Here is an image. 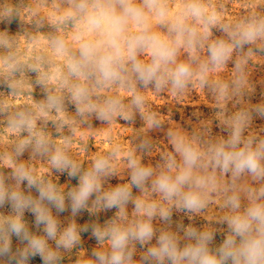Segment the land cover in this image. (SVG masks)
I'll return each instance as SVG.
<instances>
[{
  "label": "rangeland",
  "instance_id": "obj_1",
  "mask_svg": "<svg viewBox=\"0 0 264 264\" xmlns=\"http://www.w3.org/2000/svg\"><path fill=\"white\" fill-rule=\"evenodd\" d=\"M81 2L90 8L112 6L121 11L120 0H0V182L6 190L38 200L35 187L29 188L27 181L17 183L14 178L15 169L23 166L39 183L53 184L64 198L63 211L46 200L41 204L58 223L57 238L65 228L77 226L79 242L70 249H56L55 240L47 239L45 226L36 223L33 212L26 209L22 216L29 233L45 238L48 246L58 252L56 264H98L94 253H109L111 241L106 236L97 238L93 230L128 228L147 220L136 211L138 201L154 203L158 209L168 210L170 217L165 220L157 214L152 218L154 236L147 244L129 243L133 264H144L142 258L147 249L157 244L162 232L176 234L180 248L195 243L185 237L188 228L212 233L208 247L216 254L231 235L225 218L233 213L226 206L227 198L238 195L239 211L243 212L250 203L249 193L264 186V181L253 180L246 173L234 180L231 172L223 173L209 162L210 149L229 139L237 113L248 112L252 117L243 138L264 140V117L255 111L264 106V38L234 48L231 58L221 66L210 63L209 45L221 39L231 43L229 33L239 24L264 21V0H157L165 9L164 19L145 8L149 32L170 42L177 35L172 25L189 4L196 3L204 10L201 21L195 17L185 19L187 27L195 30L196 39L191 47L187 42L181 43L175 63L159 71L164 81L159 89L155 83L145 86L131 70V61H125L119 80L108 83L98 80L91 66L80 75L71 72L69 65L80 59L81 44L91 42L104 47L99 31L90 30L86 13L78 11ZM131 2L142 6L144 0ZM210 16L215 17L216 23L208 26L205 39L203 20ZM139 27L129 20L125 37L137 35ZM136 59L145 65L153 62L147 48L138 51ZM181 63L189 65L193 75L183 89H177L171 83V70ZM76 85L87 89V102L97 109L108 101H117L118 110L106 119L98 118L96 111H79L85 106L73 99ZM136 96L142 98L139 107L133 103ZM50 97L58 101L55 107H49ZM20 114L33 121L31 129L19 125ZM40 137L47 141L48 153L36 150ZM174 139L200 154L202 166L193 169L194 176L215 178V187L208 192L205 207L199 212L178 208L175 200L166 201L153 191L152 182L160 175L175 177L183 168ZM25 141L30 143L18 153ZM57 149L76 166L75 177L53 167L51 155ZM101 158L108 160L109 174L100 180V194L126 187L130 199L124 205L107 208L103 201L95 203L94 193L87 205L73 214L69 194L78 189L80 177ZM130 159L152 170L143 189L132 184ZM171 162L175 166L170 169ZM15 214L9 202L0 205V219ZM25 247L26 242L13 235L11 251L0 255V264H19V253ZM25 264L44 261L36 254L29 256Z\"/></svg>",
  "mask_w": 264,
  "mask_h": 264
},
{
  "label": "clouds",
  "instance_id": "obj_2",
  "mask_svg": "<svg viewBox=\"0 0 264 264\" xmlns=\"http://www.w3.org/2000/svg\"><path fill=\"white\" fill-rule=\"evenodd\" d=\"M121 11L117 12L115 7H101L92 5L91 8L86 2H81L78 11L86 13V21L91 29L99 31L104 45L85 42L81 44L80 59L70 63L69 67L73 74L80 75L82 70L91 66L97 74L98 80L105 83L119 80L124 70L125 61H131V70L137 74L138 79L147 86L155 83L159 89L164 83L158 75L162 68L169 63H175L177 47L184 42L191 47L196 39L194 29L188 28L185 24L187 17H195L201 21L204 10L196 3L187 6L184 15L177 17L172 25V30L177 33L174 42H170L158 34L149 32L147 23L148 17L145 8L155 11L158 19H164L166 12L157 0H144L142 6H137L131 0H120ZM129 20L136 22L140 27L138 34L125 37V26ZM204 37L207 38L209 25H214V16L203 20ZM264 38V21H250L237 25L236 30L229 33L231 43L225 40H217L209 45L210 63L213 66L224 65L230 58L234 48L243 47L245 44L255 42ZM62 47V45H61ZM149 49L153 56V62L145 65L137 61V52ZM206 66H202V69ZM166 70V69H165ZM193 75V70L187 64L181 63L171 70V83L174 88L183 89ZM73 99L83 112L96 111L98 118L106 119L118 110L117 101H108L104 107L97 109V106L87 102L88 91L85 87L76 85L73 88ZM133 103L138 107L142 98L136 96ZM58 101L50 97L49 107H55ZM256 114L264 117V106L256 108ZM248 112L237 113L232 120L229 139L218 146L210 149L209 162L212 167L219 168L223 173L231 172L233 179L242 174L250 175L253 180L264 181V140L253 141L243 138L244 129L251 120ZM19 125L31 129L33 121L20 114ZM177 151L183 159V168L172 177L160 175L152 182L153 191L161 194L166 201L175 200L178 208L188 212H199L205 207L208 192L215 187L214 177H197L193 174L195 167H200V154L191 146L178 143L173 140ZM30 141H25L18 148L22 153ZM35 148L42 153H48L47 141L40 137L36 140ZM51 163L57 171H67L68 175L75 177L77 168L72 161L59 149L51 155ZM174 162L168 164L173 168ZM129 167L132 169L131 181L136 187L143 189L145 182L152 176V170L141 166L136 160L130 159ZM109 174V162L105 158L95 161L92 169L80 177L77 190L71 192V208L73 214L87 205L89 198L96 193L95 203L104 202V207L121 206L130 199V192L126 187H118L111 192L100 194L102 177ZM14 178L17 183L27 181L29 188L35 187L39 193V199L25 196L19 191L6 190L0 182V205L9 202L15 211V216L0 219V255H6L11 251V237L14 235L26 247L19 253V264H25L29 256L39 254L44 264H56L59 259L58 252L51 249L45 238L31 235L22 220L23 212L27 209L35 214L36 223L43 224L47 239L55 240L56 249H70L79 242V232L75 224L70 225L58 234V223L49 210L42 206V201H48L58 211L64 210V198L59 195L53 184L44 185L39 183L32 174L23 166L15 169ZM187 187V190H185ZM249 205L240 212L241 202L238 195L229 196L226 206L233 213L226 217V222L231 235L225 239L223 245L213 254L208 244L213 238L209 232H197L195 229L185 230V237L195 243H188L183 248L179 246V239L176 234L162 232L155 246L149 247L142 258L144 264H264V186L249 193ZM136 211L147 220L137 222L128 228L111 226L101 232L98 228L93 234L100 238L106 236L111 241V251L107 254L94 253L98 264H133V253L128 249L131 241L147 244L153 239L154 229L152 218L159 214L167 220L170 212L163 208L158 209L157 205L143 204L136 202ZM86 230V229H85ZM239 238V239H237Z\"/></svg>",
  "mask_w": 264,
  "mask_h": 264
}]
</instances>
